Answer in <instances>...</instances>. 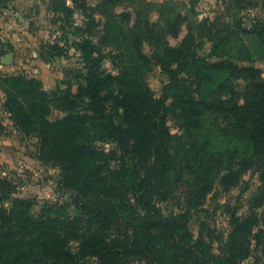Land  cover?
Here are the masks:
<instances>
[{"label": "trees", "instance_id": "obj_1", "mask_svg": "<svg viewBox=\"0 0 264 264\" xmlns=\"http://www.w3.org/2000/svg\"><path fill=\"white\" fill-rule=\"evenodd\" d=\"M123 2L102 0L98 8L107 22L114 21L118 17L110 7ZM128 3L137 6L136 0ZM203 26L200 40H211L219 59L208 62L192 52L176 60L162 97L148 83L152 63L140 46V33L121 21L111 35L120 40V55L129 53L130 69L107 73L103 62L115 53H107V42L99 45L88 36L77 45L86 74L76 84L69 82L67 90L47 91L24 75L5 79L4 111L38 138L40 159L60 166L77 211L36 214L30 201L18 197L8 210L4 199L12 189L0 180V264H84L87 257H96L87 264H240L250 256L252 264H264V68L253 65L264 63V19L249 30L240 20L233 25L209 17ZM233 42L235 51L218 52ZM185 71L197 89L213 83L215 90L197 99L183 84ZM236 81L246 83L243 91ZM169 94H174L171 103ZM54 109L65 115L51 118ZM168 117L182 119L185 138L171 132ZM90 122L117 147L97 146ZM249 172L258 175L259 186L244 199L247 207L244 192L238 205L230 199L218 205L229 219L227 230L218 232L205 220L211 210L204 205L211 195L217 201L221 192L242 183L250 187L244 179ZM158 202L170 207L168 215ZM183 206V213L175 214V207ZM194 217L196 240L188 225Z\"/></svg>", "mask_w": 264, "mask_h": 264}, {"label": "rangeland", "instance_id": "obj_2", "mask_svg": "<svg viewBox=\"0 0 264 264\" xmlns=\"http://www.w3.org/2000/svg\"><path fill=\"white\" fill-rule=\"evenodd\" d=\"M101 1L0 0V118L4 123V129L0 132V180L8 181L9 188L12 189L10 196L4 199V208L8 210L11 209L15 197L30 201L34 213L52 210L51 216L54 217L76 213L77 207L74 191L63 186L60 166L40 159L37 156L38 138L22 131L4 111L2 102L6 96L1 90L6 78L24 75L38 80L47 91L67 90L69 82L76 84L81 76L86 74L87 70L77 45L88 36L99 45L107 42V53H115V58L108 55L103 62V69L107 73L119 74L128 70L132 67L129 53L120 55V51L116 49L122 48L120 40L111 35L113 25L121 21L126 29L136 27L140 33V46L151 57L152 63L147 72L148 83L155 96L162 97L170 83V65L176 60L188 59L192 52L208 62L219 59L214 54L213 42L208 39L200 40L206 17L212 22L233 25L240 20L248 30L253 27L256 19H264V0H214L207 4H199L198 0L194 7L191 3L193 0H145L144 3L136 0L137 6L128 3L134 0H124L122 4L110 7L112 15L118 18L107 22L104 10L98 8ZM192 9L196 10L198 15L194 14ZM106 33L109 35L108 39ZM53 44H58L60 49H51L50 45ZM229 46L218 52L235 51L238 48L234 42ZM8 55L13 57L10 62L6 61ZM253 65L264 68L263 61H256ZM190 76L188 71L182 74L183 84L192 90V95L197 99L200 95L207 96L215 90L213 83L197 89L196 84L189 83ZM236 82L238 91H243L246 83ZM227 86H230V83ZM76 90L77 85H74L73 91ZM182 93L183 91L180 94ZM173 95H168V103L173 101ZM64 115V111L54 109L50 117ZM167 121L173 134L181 135V138L186 137L184 128L181 127L182 119L174 120L168 117ZM89 124L90 136L97 146L107 151L117 147L113 140L101 132L99 124ZM253 174L249 172L244 176L250 185L249 188L246 183H242L228 194L221 192L217 201H213V195L209 196L204 207L210 208L211 215L205 217V220L218 232L227 230L229 226L228 216L218 205L230 199L236 206L237 196L244 192L242 203L247 207L249 203L244 199L260 184L258 175ZM157 204L165 215L169 214L170 207L161 202ZM180 210L184 211L185 206L180 209L175 207V214L183 213ZM187 217L188 214L186 219ZM188 225L192 239L196 240L199 236L196 217L190 219ZM77 245L78 243L73 244L74 252L79 251ZM95 261L96 257L82 259L84 264ZM253 261L250 256L240 264H252ZM138 264L148 263L144 260Z\"/></svg>", "mask_w": 264, "mask_h": 264}, {"label": "crops", "instance_id": "obj_3", "mask_svg": "<svg viewBox=\"0 0 264 264\" xmlns=\"http://www.w3.org/2000/svg\"><path fill=\"white\" fill-rule=\"evenodd\" d=\"M200 2H204V3L206 2V4H207L209 2H211V3L214 2V0H199V4H200Z\"/></svg>", "mask_w": 264, "mask_h": 264}, {"label": "water", "instance_id": "obj_4", "mask_svg": "<svg viewBox=\"0 0 264 264\" xmlns=\"http://www.w3.org/2000/svg\"><path fill=\"white\" fill-rule=\"evenodd\" d=\"M12 55H8L7 58H6V61L10 62L12 60Z\"/></svg>", "mask_w": 264, "mask_h": 264}]
</instances>
